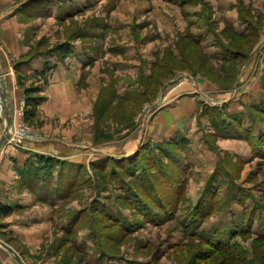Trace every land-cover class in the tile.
<instances>
[{
    "label": "rangeland",
    "instance_id": "rangeland-1",
    "mask_svg": "<svg viewBox=\"0 0 264 264\" xmlns=\"http://www.w3.org/2000/svg\"><path fill=\"white\" fill-rule=\"evenodd\" d=\"M0 60L27 264H264V0H0Z\"/></svg>",
    "mask_w": 264,
    "mask_h": 264
},
{
    "label": "crops",
    "instance_id": "crops-1",
    "mask_svg": "<svg viewBox=\"0 0 264 264\" xmlns=\"http://www.w3.org/2000/svg\"><path fill=\"white\" fill-rule=\"evenodd\" d=\"M0 64H1V60H0ZM37 68H38L37 64L36 65L33 64L28 67L26 72L28 73L30 71L36 70ZM2 69L5 72L4 68ZM5 79H6L7 88L9 89L8 77L6 76ZM44 141H48V139H45ZM33 144L34 145H32L33 146L32 148L34 152L37 153L40 151L41 153H44L42 144L40 143H33ZM32 164L34 165V162L32 161V159L28 157V155L23 150H18L13 148L11 146V143L8 142L4 145V147L0 151V204L11 207L14 206L18 207L19 205L17 206L16 204H19L21 200H24L26 202H37L35 197L36 193H34V191L36 189L38 190V188H42L39 184L36 186L24 185L25 190L23 191H19L16 188L17 181L20 180L22 182L21 179L22 175H25L27 170L31 168ZM47 208L50 209L49 206H47ZM33 210H35V208H33ZM38 210L40 209L38 208ZM49 215L46 213V216L44 217V223L51 221ZM22 225L26 226L25 223H23ZM10 233L13 232L10 231ZM0 250L2 254H4V255L0 254V264H5V263L16 264L15 261L12 259V257L4 249L0 247ZM13 251L20 257V259L23 261L24 264H27L26 261L22 259V257L18 254L16 250L13 249ZM3 258H4V263L2 262Z\"/></svg>",
    "mask_w": 264,
    "mask_h": 264
},
{
    "label": "water",
    "instance_id": "water-1",
    "mask_svg": "<svg viewBox=\"0 0 264 264\" xmlns=\"http://www.w3.org/2000/svg\"><path fill=\"white\" fill-rule=\"evenodd\" d=\"M0 89L4 100V129L0 137V151L9 140L11 135V128L14 115V106L11 98V94L7 88L4 72L0 68ZM0 247L4 249L15 261L16 264H24L20 257L6 244L0 241Z\"/></svg>",
    "mask_w": 264,
    "mask_h": 264
},
{
    "label": "trees",
    "instance_id": "trees-1",
    "mask_svg": "<svg viewBox=\"0 0 264 264\" xmlns=\"http://www.w3.org/2000/svg\"><path fill=\"white\" fill-rule=\"evenodd\" d=\"M249 32H247L245 35H242L240 37H244L248 34ZM194 40V39H193ZM59 53L63 56V57H66L68 56L71 51L69 48L67 47H61L59 49ZM52 69V67L48 66L47 64H45L44 66V69L39 73V75H41L42 77H45V74L50 71ZM32 102L29 101L28 104L30 105ZM35 104H38V102L36 103H33V107L35 106ZM38 158H36V161L40 164L38 167L40 168V171L39 172H45V174H49L48 171L51 170V166H52V160L51 158H45V157H42V156H37ZM31 168L34 169L31 165ZM38 168V169H39ZM38 171V170H37ZM16 209V207H11V206H7V205H2L0 204V217L1 218H4V217H7L9 216L14 210ZM207 211V209H204V211H200V215L204 214L205 212ZM245 232V229H241L239 228V231L238 233H244ZM262 237V240L264 241V233L261 235ZM203 243L205 244H208L209 247H211L212 249H226V248H222V247H225L227 244H219V245H215L213 244L211 241H203Z\"/></svg>",
    "mask_w": 264,
    "mask_h": 264
},
{
    "label": "built area",
    "instance_id": "built-area-1",
    "mask_svg": "<svg viewBox=\"0 0 264 264\" xmlns=\"http://www.w3.org/2000/svg\"><path fill=\"white\" fill-rule=\"evenodd\" d=\"M23 105H24V103H23ZM25 106V105H24ZM4 109H5V105H4V100H3V97H2V93H1V89H0V113H1V115L3 116L4 115ZM15 115H16V110L14 111V115H13V124H12V128H11V135H10V138L13 136L14 138H16L17 137V135L19 136V138H17V139H21V140H29V139H27V137H25L24 135H20V134H17L16 133V131H15V133H14V131H13V125H14V120H15ZM12 131H13V133H12ZM9 138V139H10Z\"/></svg>",
    "mask_w": 264,
    "mask_h": 264
}]
</instances>
